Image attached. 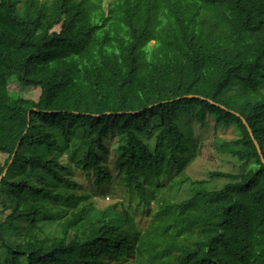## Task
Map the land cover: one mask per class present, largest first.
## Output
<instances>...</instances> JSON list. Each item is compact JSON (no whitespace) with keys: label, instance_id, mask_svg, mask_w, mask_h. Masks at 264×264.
Listing matches in <instances>:
<instances>
[{"label":"trees","instance_id":"trees-1","mask_svg":"<svg viewBox=\"0 0 264 264\" xmlns=\"http://www.w3.org/2000/svg\"><path fill=\"white\" fill-rule=\"evenodd\" d=\"M2 175L0 264H264V0H0Z\"/></svg>","mask_w":264,"mask_h":264},{"label":"rangeland","instance_id":"rangeland-1","mask_svg":"<svg viewBox=\"0 0 264 264\" xmlns=\"http://www.w3.org/2000/svg\"><path fill=\"white\" fill-rule=\"evenodd\" d=\"M57 29L59 30V27ZM9 90L11 91V93H19L23 95L25 98H29L35 101L39 100L41 96L40 88L27 87V86L22 85L20 82L14 81V80L9 81ZM210 140H211V137L206 136L204 145L206 144L205 148L207 149L209 148L207 143ZM207 149H205V151L203 152V155L200 157L201 159L198 160V162L190 168L191 169L189 171L190 176H196L197 178H202L205 175V168L209 166L210 164L211 165L214 164L212 160H215L216 157L215 156L213 157L211 155V152L207 151ZM224 168L226 171L232 170V165L227 162V159L224 162ZM236 170L237 169H234V171ZM220 184H221L220 181L215 183L216 187L220 186ZM122 194L124 193L119 191V189H117L114 192L113 196H110V195L94 196V200L95 202H97L96 205L98 206V208L103 209L117 202L120 204L122 203L124 204L126 200L122 198ZM163 197L166 198L168 196H165V193H164ZM29 199H30L29 197L26 199V204ZM134 212L136 213L137 210H134ZM46 228H48V230H51L52 227L50 225H47Z\"/></svg>","mask_w":264,"mask_h":264},{"label":"water","instance_id":"water-1","mask_svg":"<svg viewBox=\"0 0 264 264\" xmlns=\"http://www.w3.org/2000/svg\"><path fill=\"white\" fill-rule=\"evenodd\" d=\"M249 131H250V133L252 134V132H251V130L249 129ZM256 145H257V148H258V150H259V152L261 153V151H260V148L258 147V144L256 143ZM2 177H3V175L2 176H0V180L2 179Z\"/></svg>","mask_w":264,"mask_h":264}]
</instances>
